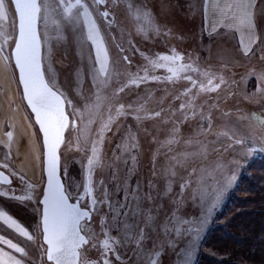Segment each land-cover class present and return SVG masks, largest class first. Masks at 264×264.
Segmentation results:
<instances>
[{
  "label": "rangeland",
  "instance_id": "rangeland-1",
  "mask_svg": "<svg viewBox=\"0 0 264 264\" xmlns=\"http://www.w3.org/2000/svg\"><path fill=\"white\" fill-rule=\"evenodd\" d=\"M131 2L133 9L146 10L150 18H136L130 14V0L109 5L115 22L113 27H107L102 19L97 18L103 47L108 53L110 75L108 87L99 93L105 99L98 107H95L97 89L89 75L96 52L92 43L86 41V30L81 35L50 11L38 20L46 82L54 81L77 110L73 112L66 108L67 114L71 113L69 122L75 118L77 128L65 131V143L60 148L61 175L71 197H77L84 189L85 177L89 175L92 193L97 200L107 196L110 201L130 204L127 216L122 215L111 228L103 230L109 239L117 241L114 251L108 254L109 264H141L133 254L137 250L135 239H139L141 229L147 237L144 246L158 250L157 264H185L183 253L179 257L174 254L172 240L165 229L183 228V220L196 223L198 219H206L198 236L186 234L191 238L183 241L184 249L194 246L192 257L187 261V264H194L203 249L201 245L206 233L216 222V212L235 187L240 173L253 156L264 152V126L257 128L258 121L252 119L255 113L264 120V0H259L255 7L257 43L249 45L253 53L247 56L244 55L247 47L241 50V40L247 36V29L241 25H224V28L209 31L215 26L205 25L206 33L198 0ZM4 3L5 7L0 11V45L4 46L0 66L7 64L6 72L9 73L10 69L11 72L6 76V72L0 69V73L16 82V100L9 88L5 100L8 116L0 114V125H3L0 140L6 141L4 132L13 131L18 143L12 149L10 167L4 169L12 183L0 184V191L9 193V196L0 197V210L29 231L34 241H27L15 229L0 227V235L12 239L27 252L26 257H21L20 253L0 245V264H5L6 260L11 264L9 257L20 260L21 264H48L40 229L42 146L35 125L36 142L28 134L26 125L32 120L31 114L21 99L12 61L4 59L10 57L16 34L13 7L10 0H4ZM97 46H100L99 41ZM173 50L182 57L175 64L158 59L161 54L172 55ZM124 56L129 58L130 64ZM145 57L166 67L155 68ZM182 65H192L196 71L182 70ZM167 68H172L173 72ZM145 69L149 77L161 79L143 83L138 88L126 87L124 92L115 95L118 88L137 75H144ZM185 76H192L197 81L196 86L193 87ZM220 79L225 83L219 89L200 91V84L212 87ZM208 80L213 84L208 85ZM189 88L191 92L183 95ZM181 103L186 105L184 111H180ZM121 104L125 106V115L112 124V130L98 145L101 162L89 174L87 165L92 142L97 139L102 124L109 115H116ZM154 112H161V115L152 117ZM137 116L141 118H135ZM224 133L235 134V139H245L247 143L236 145ZM131 144H135V148H131ZM251 148L261 150L252 152ZM7 151V147L0 145V156ZM217 165L222 166L225 175L234 173L235 181L217 206L208 212L211 194L218 187L216 180L208 177L215 175ZM13 172L19 175H12ZM184 184L186 187L182 189ZM13 193L21 197L31 196V199L9 198ZM149 195L151 199H148ZM88 202L85 197L83 203L87 205ZM137 203L139 211L133 215ZM97 207L99 210L89 224L90 231L96 234L94 243H102L105 239L102 223H112V218L107 204H98ZM149 213L154 222L146 225L145 218ZM2 223L3 217L0 216ZM125 225H133L131 243L123 239ZM84 258L103 264L101 249L89 248Z\"/></svg>",
  "mask_w": 264,
  "mask_h": 264
},
{
  "label": "snow or ice",
  "instance_id": "snow-or-ice-1",
  "mask_svg": "<svg viewBox=\"0 0 264 264\" xmlns=\"http://www.w3.org/2000/svg\"><path fill=\"white\" fill-rule=\"evenodd\" d=\"M14 5L15 16L18 19V37L15 40V48L11 53V57L5 56V61L14 62V70L18 73V84L22 86V99L27 102V106L35 114L36 123L40 127V131L43 133L44 138V165L47 174V189L43 201L44 205L43 217H42V233L43 244L47 245L43 249L46 254L47 261L52 264H98L90 260H85L84 254L89 251V248H97L102 250L103 264H109L108 254L114 251V245L117 243L114 239L108 238V233L103 230L111 228L113 223L119 221V218L127 216L130 209V204L120 203L119 201L113 202L106 196L103 200H97L91 191H88L90 185L85 186L87 191L89 204L87 207H80L75 203H69L70 195L67 192L64 184L61 183L59 171H60V154L59 150L62 144L65 143L64 133L66 130L77 128L76 119L73 118L69 122V115L66 114V108H71L73 112H77L72 100L68 99L63 92L59 90L54 81H47L45 79V71L41 70V37L37 32V21L44 18V14L49 11L55 16L59 17L61 21L70 25L74 31L84 35L86 30V41L91 42L96 52V60L94 66L91 68L89 75L91 76L94 86L97 89V104L104 102L105 97L99 93L102 88L108 87L109 75V58L108 53L103 47V41L101 40L100 27L97 24V18L104 21L107 27L114 26V20L111 18L112 13L109 10V5L119 4L120 0H11ZM205 5L214 4L215 9L219 10L225 19L238 20L239 25L247 29V36L241 40V50L243 51L247 47V51L244 55L253 53V48L249 45H255L257 43V37L255 35V18L254 9L256 0H204ZM5 7L4 0H0V11ZM129 11L136 18H150V13L141 8H132V2L129 3ZM7 20V17H4ZM56 20H53V24ZM154 24V22H153ZM158 30V28L156 29ZM100 42V46H97V42ZM4 51V46L0 45V53ZM121 51L124 49L121 46ZM103 56V60H101ZM149 63L153 64L155 68L166 67L165 64H155L150 58ZM158 59L161 61H167L171 64H175L176 61L182 59V57L173 50L172 55H159ZM124 60L129 64L131 61L127 56H124ZM98 66V67H97ZM8 65L0 66V69L7 71ZM182 70L195 72L196 69L192 65H182ZM167 71L173 72L172 68H167ZM264 75V74H262ZM103 78V79H102ZM161 77L147 75V69H145L144 75H137L134 79L130 80L124 87H120L116 90L115 95L124 92L126 87H140L143 83L151 81H159ZM164 79H171L165 77ZM185 79L190 81L192 86L195 87L197 81L192 76H185ZM225 81L220 79L219 83H216L212 87L200 84V91H215L224 84ZM213 81L208 80V85H212ZM260 89H257L259 91ZM191 92V88L185 89L183 95H187ZM179 99V97H177ZM129 108L132 105L128 106ZM125 106L121 104L116 109V115H109L107 121H105L99 132L97 133V139L92 142L91 155L88 157V173H93L94 169L100 165L101 156L98 149V145H101L104 141L105 134L112 130V124L116 120L125 115ZM186 105L181 103L180 111H184ZM92 109L89 108V111ZM161 112L152 113V117H159ZM227 115V114H226ZM140 119L141 117H135ZM151 118V117H146ZM252 119L257 120V128L264 126V120H260L255 113L252 114ZM3 125H0L2 128ZM227 135L228 140H234L236 145H242L247 143L245 139H235V134ZM6 141L0 140V145H4L8 148V151L0 156V184H11L12 181L5 176L4 169L10 167L9 161L13 160L12 149L18 140L14 137L13 131L4 132ZM131 148H135V144L130 145ZM232 147V144H229ZM77 150H79L77 148ZM259 148H251L250 151H259ZM133 159H135L133 157ZM215 175L209 176L208 179H215L218 187L213 189L211 194L210 203L207 211L215 208L227 189L232 186L235 181V174L230 173L225 175L222 172V166L217 165L214 170ZM12 175H19L17 172L11 173ZM23 179V177H21ZM186 184L181 185V188H185ZM9 196L8 192L0 191V197ZM9 198L16 200L31 199V196L21 197L13 193ZM139 199L138 197H133ZM152 197L149 195L148 199ZM76 199L84 200L85 196L77 195ZM127 200V197H124ZM107 204L109 214L112 218V223H102V233L105 239L102 243H94L96 240V234L90 231L89 221L92 219L95 212L99 209L97 205ZM139 203H137L136 211H133V215L138 214ZM0 216L3 217V223L0 227L7 226L8 229H15V232L26 238L27 241H34V236L25 230L15 219H11L6 215L3 210H0ZM146 225L154 222V218L149 213L145 218ZM206 219H198L196 223H192L188 220H183V228H176L173 226L171 229L166 228L170 239L172 240V248L175 255L178 257L183 253L185 264L191 259L194 246L190 249H184L183 241L191 238V235H199L202 231L203 225L206 223ZM171 223V219L169 220ZM133 225H125L126 236L123 239H127L131 243L134 239L132 235ZM147 239L144 229H141L139 239H135L136 249L134 255H136L141 264H157L156 255H158L157 249L149 250L144 246V242ZM0 245H6L9 249H13L16 253H20L21 257H26L27 252L24 247L14 243L12 239L5 238L4 235H0ZM7 257V253L4 254ZM119 259V257H117ZM11 260V264H21L20 260L14 258H8ZM5 264H8L7 260Z\"/></svg>",
  "mask_w": 264,
  "mask_h": 264
},
{
  "label": "trees",
  "instance_id": "trees-1",
  "mask_svg": "<svg viewBox=\"0 0 264 264\" xmlns=\"http://www.w3.org/2000/svg\"><path fill=\"white\" fill-rule=\"evenodd\" d=\"M215 221L194 264H264V152L244 167Z\"/></svg>",
  "mask_w": 264,
  "mask_h": 264
},
{
  "label": "crops",
  "instance_id": "crops-1",
  "mask_svg": "<svg viewBox=\"0 0 264 264\" xmlns=\"http://www.w3.org/2000/svg\"><path fill=\"white\" fill-rule=\"evenodd\" d=\"M198 2L201 4L200 8L202 9V17L204 20V27L205 25H214L215 27H213L212 29H210L209 31H213L216 29H220V28H224L226 26H231V25H239L238 20L235 19H225L222 14L220 13L219 10L215 9V5L214 4H209V5H205L204 0H198ZM259 0H256V4H258ZM257 5H255L256 7ZM256 9V8H255ZM255 9H254V18H255ZM237 30V29H236ZM205 31H206V27H205ZM207 33V31H206ZM3 57V52L0 53V60ZM10 69V68H9ZM11 72V69H10ZM10 72H6V76L10 75ZM12 75V73H11ZM11 78V76H10ZM16 83V82H15ZM15 83L13 81V78H11V80L6 79L4 76H2V73H0V114H5L6 116H8V107L6 106L5 100L7 98V90L10 88L11 93H12V98L14 100H16V92H15ZM28 127V134L30 136V138H32L33 141L36 142V135H34L35 133V126L34 124H32V120L30 122V124L26 125ZM15 129L18 130V126H15ZM28 138V137H27ZM20 139H22V136L20 137ZM38 156V154H37Z\"/></svg>",
  "mask_w": 264,
  "mask_h": 264
},
{
  "label": "water",
  "instance_id": "water-1",
  "mask_svg": "<svg viewBox=\"0 0 264 264\" xmlns=\"http://www.w3.org/2000/svg\"><path fill=\"white\" fill-rule=\"evenodd\" d=\"M10 2H11V0H10ZM11 5H12V7H13V11H14V15H15L14 5H13L12 3H11ZM15 20H16V34H15V38H14L13 45H12L11 50H10V57H11V53H12V51H13L14 48H15V40H16V38L18 37V27H17L18 19L16 18V16H15ZM37 32H38V21H37ZM41 51H42V50H41ZM12 64H13V66H14V62H12ZM41 70L43 71V68H42V62H41ZM15 73H16V79H17V81H18V73H17V72H15ZM18 85H19V84H18ZM19 88H20L21 98H22V86L19 85ZM22 100H23V99H22ZM23 102H24L25 106L27 107L28 111L30 112L31 117H32V121H33L34 124L36 125L37 130H38V132H39V134H40V140H41V144H42V154H43L44 151H45V149H44V143H43V141H44L43 133L40 131V127H39V125L36 123V120H35V114L32 113L31 109L27 106V102L24 101V100H23ZM66 114H67V112H66ZM64 134H65V133H64ZM43 161H44V155H43ZM42 164H43V166H42V168H43V174H44V176H45V183H44V187H43V191H42V196H41L40 199H39V203H40V206H41V216H40V229H41V233H42V224H41V221H42V217H43V209H44V205L41 203V201H43L44 196H45V193H46V189H47V174H46V170H45L44 162H43ZM4 173H5V172H4ZM5 176H7L9 180H11L10 176H9L7 173H5ZM5 185H6V184H5ZM41 238H42V242H43V233H42V235H41ZM46 246H47V245H46ZM46 259H47V258H46ZM49 262H50V261H49ZM50 263L52 264V262H50Z\"/></svg>",
  "mask_w": 264,
  "mask_h": 264
},
{
  "label": "flooded vegetation",
  "instance_id": "flooded-vegetation-1",
  "mask_svg": "<svg viewBox=\"0 0 264 264\" xmlns=\"http://www.w3.org/2000/svg\"><path fill=\"white\" fill-rule=\"evenodd\" d=\"M59 154H60V150H59ZM42 163H43V155H42ZM60 165H61V164H60ZM42 166H43V164H42ZM3 171H4V170H3ZM4 172H5V171H4ZM5 173H6V172H5ZM42 173H43V168H42ZM7 174H8V173H7ZM59 175H60L61 183L64 184V186H65V183H64L63 177H62V175H61V169H60V171H59ZM10 178H11V177H10ZM11 181H12V180H11ZM44 183H45V176H44V174H43V187H44ZM3 185H5V184H3ZM6 185H10V184H6ZM87 185H90V186H91V182H90L89 175H86V177H85V183H84V189L81 190L80 193H79V195H82V196L87 197V199H88V201H89L87 191H85V186H87ZM43 187H42V191H43ZM65 188H66V186H65ZM66 190H67V192H68V189H67V188H66ZM88 191H91V192H92V187L88 188ZM68 193H69V195H71L70 192H68ZM41 196H42V194H41ZM39 199H40V198H39ZM89 202H90V201H89ZM89 202L87 203V205L89 204ZM69 203H75V204H77L78 206H80V207H82V208L87 207V205H85V204L83 203V200L76 199V197H71V196H70ZM44 246H45V248L47 247L46 245H44ZM45 259H46V254H45ZM46 261H47V259H46ZM47 263H48V264H51L49 261H47Z\"/></svg>",
  "mask_w": 264,
  "mask_h": 264
},
{
  "label": "bare ground",
  "instance_id": "bare-ground-1",
  "mask_svg": "<svg viewBox=\"0 0 264 264\" xmlns=\"http://www.w3.org/2000/svg\"><path fill=\"white\" fill-rule=\"evenodd\" d=\"M27 130H28V127L26 126ZM27 132V131H26ZM29 132V131H28Z\"/></svg>",
  "mask_w": 264,
  "mask_h": 264
}]
</instances>
